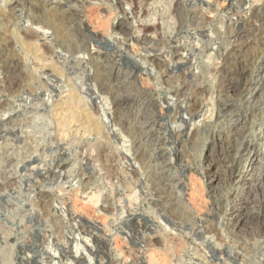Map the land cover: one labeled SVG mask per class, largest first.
Returning a JSON list of instances; mask_svg holds the SVG:
<instances>
[{"label":"rangeland","instance_id":"rangeland-1","mask_svg":"<svg viewBox=\"0 0 264 264\" xmlns=\"http://www.w3.org/2000/svg\"><path fill=\"white\" fill-rule=\"evenodd\" d=\"M9 1L0 0V46L11 41L7 56L22 59L23 79L9 90L0 83V264H237L221 251L245 228L252 232L247 216L236 215L230 231L227 219L238 180L256 175L248 159H264V82L251 103L241 97L264 75V34L238 22L234 11L249 13L264 0H146L153 10L135 19L126 13L130 0ZM69 5L78 9L71 20L57 14ZM196 14L206 20L202 29L191 22ZM153 17L160 24L148 40L124 43ZM79 26L89 50L73 53ZM177 29L173 42L163 37ZM238 35L242 54L253 62L241 76L234 61L223 70L220 56L225 45L241 44ZM90 50L109 65L119 61L117 74L128 72L122 80L150 92V137L135 142L144 106L134 113L116 107V81L100 84L102 68ZM230 81L229 95L242 102L218 118L219 88ZM234 158L241 175L215 181L213 165ZM162 161L174 207L150 200L153 187L162 186ZM223 173L228 177L224 167ZM215 197L223 205L219 214ZM184 202L193 214L183 212ZM218 222V233L198 229ZM255 259L264 263L263 256Z\"/></svg>","mask_w":264,"mask_h":264},{"label":"bare ground","instance_id":"bare-ground-1","mask_svg":"<svg viewBox=\"0 0 264 264\" xmlns=\"http://www.w3.org/2000/svg\"><path fill=\"white\" fill-rule=\"evenodd\" d=\"M22 1H24V0H10L9 1V6H12L15 3H17V2H20L21 3ZM145 1L146 0H130L131 7H130L129 10L126 11V13H128V15H130V16H134V19H135V17L138 18L139 16L140 17L145 16V14H147L149 11H152L153 10V8L149 9V11H148V9H146L145 4L147 2L145 3ZM229 1H235V0H229ZM60 4L62 6L64 4H69V2L65 1V2H61ZM78 8H79V6H78ZM77 11H78L77 8H75L72 5H69V7H68L67 10L66 9H61L60 12H58L57 14L60 15V16H62L63 18H65L67 20H71V19H73V17H75V15H77ZM152 14H155V12L153 11ZM234 15L237 17V21L238 22H240V23H242L244 25H247V26H251V27H253V29L257 30L258 35L259 34L260 35L264 34V2L261 5H258V6H255V7L251 8L250 11H249V13H243L242 11H237V12L234 11ZM55 18H56V16H55ZM34 19L40 20V19H42V17H38V15L36 17V15H35L34 16ZM142 21H143V19H142ZM146 21L140 22V23L138 22L139 24L136 27L134 33H127L126 34L127 35V38L125 37L126 35L124 34L125 35L124 37L126 38V41H124V43H126L128 40H137V41H146V40H148L147 39L148 33L151 30L153 31V29L155 30V28H157L160 23L159 24L157 23L158 21L156 20V17L155 18L153 17V19H150V21H149V19L146 20ZM173 21H175V20H173ZM205 21L206 20L203 17V15H197L196 14V15L193 16V20L191 22H193L194 24L197 25V27H199L200 29H202L201 27H202V25L205 24ZM36 22H38V21H36ZM62 23H64V22H62ZM179 24H180V26L178 25L177 27H178V29H181L183 22L181 21V23H179ZM75 29H76V32H77L76 34H79L78 37H80V40H81V41H79V40L78 41L81 42V43H77V42H74L73 43V53L79 52L82 48L85 49V51L86 50H89L88 49V46H87V40H88V38H87V36H85V29L83 28V26H79L78 28H75ZM178 29H177V31H172L171 34H168V35L167 34H164L163 37L165 38V37L168 36V40L171 41V42H173V40H174L173 39L174 38V33L176 34V32H178ZM121 31H123V30H121ZM241 38L242 37H239V35L236 37V40L239 43H241V44H238L235 47H232V46H229V45H225L226 46L225 49L220 54V56L222 57V61H224L223 66H221L222 69L223 70L225 69L226 72H228L229 71V67L231 65L227 66L226 64L229 63V62L234 61V63L236 64L235 65L236 66V69H235L234 73L237 72L238 74H240V76L243 74V72L246 69L248 71L251 70L252 69L251 68V65H253L252 64L253 62L251 61V63H249V61H247V58H246L245 54H242V49L240 47V45H242V42H241L242 39ZM229 43H230V41H229ZM204 45H205V43H204ZM146 46H149V43L146 44ZM206 46H210V44H206ZM11 47H12L11 41L9 43H5L3 45L1 44V46H0V65H1L2 72H3V77H2V79L0 81V83H1V86L6 87V89H8V90L9 89H13L16 86L21 85L20 84L21 82H19V79L20 78L23 79L22 77L18 76L19 75L18 74L19 72H20V74H22L21 73V65H22L21 64V60L22 59L20 60L18 58V56H15V58L13 56H7V54H9L8 53V49L11 48ZM147 48H149V47H147ZM89 54H91L92 59L95 61V64L96 63L99 64L101 66V68H102L101 71H98L99 70L98 69L97 70L98 73L96 74V79L100 82V84H102L104 87H108V86H110V83L113 80L116 81L115 92H118L119 95L116 96V99H115L116 101L114 99L113 100L116 102V107H118V109H121V108L124 109L125 107L129 106L128 108H129L130 111L128 110V112L134 113V108H135L136 105L142 104V106H144L143 109H142V111H141V113H140V116L138 117L139 120L141 121V125L142 126H140V131L138 133V136H137L135 142L139 143L140 140H142V139H144L146 137H150L151 136V132H148V131L145 130V126H148V125H151V124L153 125V123L155 122V116H152L151 114L148 113V110L150 109V107L152 105H154L153 97L151 96L150 92L148 90H145V89H142V90L139 89L134 83H131V82H127V81L122 80V77H125V78L128 77V72L123 71L122 74H117V68L120 66L119 61H116V62L113 61V63L109 65V62L107 61V59L104 56H102L100 53L93 52V50H92ZM10 57H13V58H10ZM92 59H91V61H92ZM96 68H98V67H96ZM262 72L264 74V68L262 69ZM18 77H20V78H18ZM94 81H95V79H94ZM259 81L260 82L258 83L257 86L252 87L251 86V83H249V84H247L248 87H245L241 91V97H244V100L246 99L247 102H250L251 103L252 102V99L255 98V96L257 94H260L261 93L260 89H261V86L263 85V82H264V75H262V78H260ZM231 84H232V82L230 81V82H228L226 84H221L220 85V88H219V92H218V96L217 97H218V101H224V102L222 103V105H221V103H219V106L217 108V112L216 113L218 115V118L220 116L226 115V113H229L233 109L239 107L240 106L239 103L242 102V101H237V98H233L231 95H229L228 92H229V89L231 87ZM106 92H107V90H106ZM114 95H115V93H114ZM0 104H3V103H0ZM245 110H247V109H245ZM188 112H189V114L191 116H194L196 113H198V110L196 109V102L193 101V99L190 100V104L188 106ZM247 112H248V110H247ZM211 120L212 119H210L208 121H211ZM124 123H126V120L124 121ZM241 134L242 133H238L237 138L239 137V135L241 136ZM140 144L143 146L142 142ZM147 153H149V152H147ZM205 157H208L207 154L205 155ZM84 159H85L86 162H88V158L87 157H85ZM82 162H84V161H82ZM248 162H249L250 165H252V170L256 171V175L255 176H251V178H249V177H247V174H245L242 178H240L238 180L239 182H242V184L240 186H238V189H236V191H237L236 192V197L237 198L234 200V203L228 206L229 207V209H228L229 210V212H228L229 218L227 219V227L229 228L228 229L229 231H230V229L231 230H235L234 228H230V226H231L230 225V221H232L233 218L236 217V215H242V216H247V219L250 221V224H251L250 229H251L252 232H249L250 230L248 229V227L245 228V232L242 231L243 233L241 232V234H239V232H237L239 234L240 238L238 236H236V237H238L237 241L233 245H230V247H229L228 244L225 245L226 247L221 252L225 253L230 258H233L234 260H237L238 261L237 264H264V263H259L255 259L256 256L257 257L258 256H263L264 257V159L262 158V156L260 154V155H257V157H255L254 159H251V158L248 159ZM213 164L214 163H210L207 167L210 168L211 165H213ZM223 164H225V162H221V163L218 162L215 165H213L214 166L213 168H216V171L213 174V179L215 181L218 180V178L223 179V180L224 179L226 180L227 178H228L227 180H233L236 177H238L239 175H241L240 164H239V162L236 161V159L233 160V162L230 165H227L226 166V164L225 165H223ZM161 165H162V170L163 171H161L160 173H161V177L163 178V180L160 183H162V186L159 187L158 185H155L153 187L152 193H150L151 194L150 200L153 203H155L156 205H160L159 207L164 208V207H166L168 205L169 206L170 205L173 206L174 204L176 205V203L174 202V195H173V192L174 191L171 192L172 190L170 191V189H168L169 188L168 187L169 184L166 183L168 171H167V169L165 171V168H166L165 161H162ZM181 165H184V164H181ZM156 167H158L157 166V163H156ZM223 167L225 168V172L228 173L227 174L228 177H225V175L223 173ZM202 170H204V169H202ZM47 173H49V172H47ZM248 181H250V183H254V184L252 186H250V188H249V186H247L245 188L244 186L246 185V183H249ZM47 199H48V197H47ZM214 199H215L214 202L216 204L214 209L216 210L217 213L218 212L221 213V211L223 209L222 208L223 205L222 206L220 205V202L218 201V199H216V197ZM182 201H183V199H182ZM220 201H221V199H220ZM217 205H218V207H217ZM183 206L185 207V209H184L185 211H183V212H185L187 214H193V212L188 208V206H185V202H184V205ZM164 212H165L164 214H166L170 220H172L174 222H177L178 221V219H177V217L179 216L178 214H177L178 216L175 215L176 216V218H175L174 216H170L171 214L168 213L167 211H164ZM180 215H183V214H180ZM186 217L184 216L185 221H186L185 224H188L189 226H193L194 225L193 227H195L196 224H197V221L195 220V218L194 219H191L190 218V220H193V222L191 223V222H188L189 221L188 219H187L188 221L186 220ZM219 225H220L219 222L217 224L216 223H210L208 225L209 228L206 227L205 225H202V226H199L198 229H200V228L202 229L203 228L208 233L209 232H213V233L214 232H217L218 233V232H220ZM246 229H248V230H246ZM231 237H232V235H231ZM234 237L235 236H233V238ZM255 238L257 239V242L255 241ZM232 242H233V240H232ZM213 248L215 249V247H213Z\"/></svg>","mask_w":264,"mask_h":264}]
</instances>
